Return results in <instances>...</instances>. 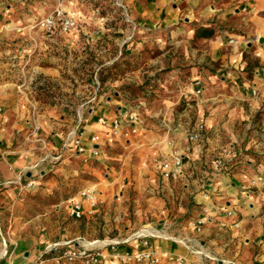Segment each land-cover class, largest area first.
<instances>
[{
  "label": "crops",
  "instance_id": "obj_1",
  "mask_svg": "<svg viewBox=\"0 0 264 264\" xmlns=\"http://www.w3.org/2000/svg\"><path fill=\"white\" fill-rule=\"evenodd\" d=\"M122 3L137 34L142 35L138 46L148 41L147 36L157 44L165 37L174 47L196 45L198 49L185 50L186 57L194 59L200 51L199 64L219 62L217 72L225 73L217 89L231 85L239 99L234 103L238 109L248 108L255 113L264 107V43L259 42L264 38V0H122ZM6 26L2 29L8 30ZM73 34H48L54 39H41L37 45L42 50L49 47L48 42H60L71 44L75 49L79 39ZM85 38L91 41L90 37ZM231 40L236 44L230 43ZM30 49L29 53L33 48ZM9 53L0 52V106L3 108L0 218L3 220L8 212L12 214L17 204L39 188L43 194L75 186L81 188L80 185L83 189L94 188L99 204L93 215L85 211L78 219L71 214V200L79 191L68 192L65 196L60 194L53 209L35 220L21 224L20 217H13L14 231L7 232L4 243L0 241V250L8 247L0 264H35L47 246L62 241L102 245L117 242V251L121 254L148 250L161 258L159 264H171L170 256L185 259V264H264V187L252 185L253 180L261 181L264 177V115L256 125L251 121L252 116L239 115L252 130L225 132L213 117L217 102L205 98L204 81L205 99L197 100L200 113L196 114L195 123H204L206 128L201 142L187 143L192 122L181 125L174 118L171 106L164 116L156 112L149 116L152 128L143 130L147 120L144 114L136 135L108 144L105 138L111 131L112 120L126 107L120 100L110 101L109 97L105 103L99 100L81 123L78 118L81 108L75 109L72 104L62 109L56 100L42 99L43 89L31 83L26 54L9 56ZM31 68L42 76L62 81L57 65L34 63ZM209 70L192 68L191 82L203 80L202 74L215 77L216 73ZM254 90L261 97L254 96ZM205 111L211 116L206 117ZM126 127L122 124V131ZM77 130L83 132V144L88 150L90 139L99 136L98 158L86 162V157L75 151L72 139ZM227 139L232 143L224 144ZM169 141L185 157L184 175L171 181L161 174V163L171 152ZM230 146L233 161L217 169L215 162L225 158L224 151ZM108 147L115 150L107 151ZM80 174L87 175L89 180L81 182ZM31 179L37 181V186L23 189ZM174 184L180 186V191L171 187ZM132 188L138 195L135 219L124 207ZM231 210L234 216H228ZM199 219L205 223L197 233L193 224ZM37 220L43 221L40 234L34 226ZM149 226L160 234L145 233ZM18 233L27 236L16 237ZM146 241L148 246L144 244ZM104 254L105 264H122L113 258L110 248H105Z\"/></svg>",
  "mask_w": 264,
  "mask_h": 264
},
{
  "label": "rangeland",
  "instance_id": "obj_2",
  "mask_svg": "<svg viewBox=\"0 0 264 264\" xmlns=\"http://www.w3.org/2000/svg\"><path fill=\"white\" fill-rule=\"evenodd\" d=\"M122 4V0H0V52L10 51L9 56L14 53L26 54L28 71L32 76L31 83L38 89H43L42 99H54L62 109L72 104L75 105V109L76 106L77 109L81 108L78 116L81 123L83 121L81 117H84L99 100L105 103L107 97L110 101L120 100L126 106L125 108L137 111L140 119L145 114L144 117L147 120H143L145 122L143 130L153 127L152 119H149L151 114L154 115L153 112L162 113L164 116L169 111L168 107L171 106V109H174V118L179 120L181 125L191 120L190 126L193 127L196 123V114L200 113V110H197V100L205 98L217 102L213 117L218 120L225 132L252 130L251 127V130L248 129L247 121H241L239 115L247 118L252 116L253 125L259 123L264 115L263 106L255 113L250 112L248 108L238 109L234 103L239 99L232 92L231 85L227 84L225 88L217 89L218 84L221 86L223 73H225V71L217 72L220 68L219 62H207L208 65H205L206 62L199 64L197 59L200 51L194 59L190 60L186 57L185 50L190 52L198 49V46L174 47L165 41V37H163L164 41L157 44L153 42L151 36H147L148 41L143 46H138L141 41L139 36L142 35L137 34ZM58 8L64 10L66 15H75L78 18L79 28L73 30L72 33L74 32L73 35L79 39V46L73 49L71 44L48 42L49 47L40 50L37 41L41 39L47 41L54 37L51 38L34 24ZM6 24L8 30L2 29V26ZM15 26L17 28L13 29ZM61 33L66 34L58 31L55 36H60ZM85 37H90L91 41L89 42V39ZM29 49L32 50L31 53ZM34 63L36 66L39 64L59 66L62 81L35 72L34 68H31ZM196 67H200V70L210 69V72L216 73L213 78L202 74L204 86L206 83L205 98L204 95L194 98L190 92L193 87L191 79L194 77L191 69ZM176 69L179 71L176 72ZM99 80L103 86L101 90ZM62 85L65 88L70 87L72 91L64 89ZM205 116L210 117L211 114L205 111ZM230 143H232L231 140H224V144ZM124 144L127 143L124 142ZM108 150L115 149L108 147ZM106 174L107 172L104 173V178ZM79 180L84 182L89 178L85 174H80ZM80 186L81 188L75 186L73 189L54 190L48 194H43L39 188L29 193L26 200H22L21 204L14 207L12 214L8 212L3 220L0 218V241L4 243V238L7 239V232L14 231L13 217H20L18 222L21 224L27 223L28 220H35L46 210L53 209L60 194L63 196L68 192L77 194L83 189L82 185ZM171 187L180 191V186L177 184ZM133 188L124 204L125 212L131 213L132 217L136 212L135 204L138 196ZM39 220L35 221L34 225L38 228V234H40L43 222ZM26 236L22 233L16 234V237L20 238ZM2 250L6 252V249H1L0 258L4 257Z\"/></svg>",
  "mask_w": 264,
  "mask_h": 264
},
{
  "label": "built area",
  "instance_id": "obj_3",
  "mask_svg": "<svg viewBox=\"0 0 264 264\" xmlns=\"http://www.w3.org/2000/svg\"><path fill=\"white\" fill-rule=\"evenodd\" d=\"M35 27L41 29L46 34H54L58 31L63 33H70L73 30L79 28L78 18L75 15H66L64 10L58 8L55 12L36 22ZM230 43L236 44V41L231 40ZM205 87L201 79H195L193 81V87L191 93L195 98H200L204 95ZM254 96H260L258 90L253 91ZM95 101V99H94ZM264 104V100H263ZM3 112V108L0 106V114ZM121 114L116 116L112 120L111 132L106 136L105 143L114 144L118 139H128L138 132V126L141 122L140 115L137 111L131 108H124ZM83 118V117H81ZM81 122V121H80ZM122 124L127 125L126 129L122 131ZM206 128L204 123H197L187 132L186 140L189 145L197 144L203 140L204 132ZM83 132L77 130L72 139V146L79 155H84L85 161L90 158H98L100 156L99 148V136H93L90 139L91 148L88 150L83 144ZM168 146L171 149L168 159L161 163V174L163 178L167 180H177L184 175L185 157L175 148L174 142L169 141ZM89 155V158L87 156ZM225 158H219L215 162L217 169H222L227 163L232 162L234 159L233 148L227 147L224 151ZM252 185H261L264 187V177L260 180H253ZM37 186L35 179L29 180L23 189H32ZM208 195L205 194V197ZM99 204L98 195L94 188L82 189L77 197L71 200V214L80 219L85 215L87 211L88 215H93L96 207ZM87 206V210L85 209ZM228 216H234V212L228 211ZM204 220L199 219L193 224L195 232L200 233ZM239 223L235 224L238 227ZM81 241H62L50 244L45 248L44 254L36 261L35 264H105L104 249L110 248L112 250L113 258L120 261L122 264H128L130 262H146L148 264H159L161 258L151 251L145 250L136 254H121L117 251V242H109L102 244H82ZM145 246L149 245V242L144 243ZM171 264H185V259L169 257Z\"/></svg>",
  "mask_w": 264,
  "mask_h": 264
},
{
  "label": "bare ground",
  "instance_id": "obj_4",
  "mask_svg": "<svg viewBox=\"0 0 264 264\" xmlns=\"http://www.w3.org/2000/svg\"><path fill=\"white\" fill-rule=\"evenodd\" d=\"M146 228H148V229L144 230L145 233H155V234H157V235L160 234V233L158 232V230H157L156 228H154V227L149 226V227H146ZM5 254H6V252H5V250H4V251L2 252V256H5Z\"/></svg>",
  "mask_w": 264,
  "mask_h": 264
},
{
  "label": "water",
  "instance_id": "obj_5",
  "mask_svg": "<svg viewBox=\"0 0 264 264\" xmlns=\"http://www.w3.org/2000/svg\"><path fill=\"white\" fill-rule=\"evenodd\" d=\"M259 42H260L261 44H263V43H264V38L260 39ZM5 249H6V254H7V253H8V247L5 246ZM0 259H2V258H0Z\"/></svg>",
  "mask_w": 264,
  "mask_h": 264
},
{
  "label": "trees",
  "instance_id": "obj_6",
  "mask_svg": "<svg viewBox=\"0 0 264 264\" xmlns=\"http://www.w3.org/2000/svg\"><path fill=\"white\" fill-rule=\"evenodd\" d=\"M99 84H100V86H99V88H100V90H101V88L103 87L102 86V82L99 80Z\"/></svg>",
  "mask_w": 264,
  "mask_h": 264
}]
</instances>
